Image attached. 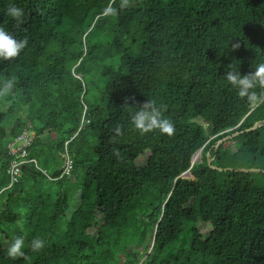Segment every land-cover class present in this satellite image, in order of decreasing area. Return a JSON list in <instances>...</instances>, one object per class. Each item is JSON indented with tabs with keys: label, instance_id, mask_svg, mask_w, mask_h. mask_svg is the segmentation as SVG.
Returning a JSON list of instances; mask_svg holds the SVG:
<instances>
[{
	"label": "trees",
	"instance_id": "obj_1",
	"mask_svg": "<svg viewBox=\"0 0 264 264\" xmlns=\"http://www.w3.org/2000/svg\"><path fill=\"white\" fill-rule=\"evenodd\" d=\"M0 26L28 40L0 59V264H264V86L224 78L264 62V0H0ZM147 100L173 135L132 127Z\"/></svg>",
	"mask_w": 264,
	"mask_h": 264
},
{
	"label": "clouds",
	"instance_id": "obj_2",
	"mask_svg": "<svg viewBox=\"0 0 264 264\" xmlns=\"http://www.w3.org/2000/svg\"><path fill=\"white\" fill-rule=\"evenodd\" d=\"M104 16L115 14V9L111 5L105 7L101 13ZM7 15L16 22L17 25L23 23L24 11L23 9L11 5L7 9ZM28 43L27 38L17 39L3 26H0V59L8 60L15 58L26 47ZM239 45L233 44V48ZM224 78L228 84L237 91L240 98H246L249 101L255 100L256 95L253 89L258 86H264V62L257 63L252 71L242 75L238 68L228 65V70L224 73ZM13 86L11 80L5 82L2 92L7 93ZM163 109L158 107L154 101L147 100L144 102L138 110H136L131 116V124L135 130H138L141 134L158 130L160 133L173 135L174 125L172 122L163 116ZM116 134L119 135V128L116 130ZM115 155H119V152H115ZM25 246V238L23 235L14 237L5 249V255L10 259L24 257L25 252L23 248ZM30 247L33 251H39L44 247V241L41 239H33Z\"/></svg>",
	"mask_w": 264,
	"mask_h": 264
},
{
	"label": "built area",
	"instance_id": "obj_3",
	"mask_svg": "<svg viewBox=\"0 0 264 264\" xmlns=\"http://www.w3.org/2000/svg\"><path fill=\"white\" fill-rule=\"evenodd\" d=\"M32 137H33L32 133L27 131H22V133L15 139V141L8 146L10 153L12 155H16V158L10 162L9 168L7 170V173L10 176L9 186L13 182L17 181V178L20 176V169L22 165L27 164L29 162H33L34 166L38 168L36 162L33 159L32 160L26 159V155H27L26 147L30 144ZM68 165L69 163L66 160L65 167L63 168L64 172L68 171L69 169Z\"/></svg>",
	"mask_w": 264,
	"mask_h": 264
},
{
	"label": "water",
	"instance_id": "obj_4",
	"mask_svg": "<svg viewBox=\"0 0 264 264\" xmlns=\"http://www.w3.org/2000/svg\"><path fill=\"white\" fill-rule=\"evenodd\" d=\"M256 104H252V106L254 107ZM261 124H255L251 129H255L256 127H258V126H260ZM235 135H237V133H234V134H232V135H228V136H226V137H224V138H222L221 140H219V141H217V143H216V145H215V148H218V146L222 143V142H224V141H227V140H229L230 138H233ZM197 152H201V149L199 150V151H197ZM200 161V160H199ZM199 161H197V162H199ZM192 162V161H191ZM193 163V162H192ZM208 164L210 165V161H208ZM212 168L213 169H217V170H219V171H221V170H223V169H221V168H216V167H213L212 166ZM224 170H227V169H224ZM228 170H230V169H228ZM243 171H245V172H247V171H251V172H254V171H260V170H258V169H247V170H243ZM189 175V173H188V171L187 172H185V173H183L182 174V177H187ZM152 242H153V240H152ZM149 247L151 248L152 247V243H150L149 244Z\"/></svg>",
	"mask_w": 264,
	"mask_h": 264
},
{
	"label": "rangeland",
	"instance_id": "obj_5",
	"mask_svg": "<svg viewBox=\"0 0 264 264\" xmlns=\"http://www.w3.org/2000/svg\"><path fill=\"white\" fill-rule=\"evenodd\" d=\"M233 151L235 150L234 148L232 149ZM197 153H199V155H200V152H197ZM147 156V154H142L141 156H140V158L137 160V162L138 163H141L143 160H145V157ZM193 156H194V158H193ZM192 156V158H193V160L191 159V161L194 163V162H197L196 160L198 159L197 157V154H194ZM200 157H201V155H200ZM200 157H199V159H198V161L200 160ZM67 212H71V210L69 209ZM67 214V213H66ZM198 228H199V230H201V232L202 233H206L207 231H208V226L206 225V224H202L201 222L198 224ZM151 243V242H150ZM149 243V244H150ZM149 249H150V247H148Z\"/></svg>",
	"mask_w": 264,
	"mask_h": 264
},
{
	"label": "bare ground",
	"instance_id": "obj_6",
	"mask_svg": "<svg viewBox=\"0 0 264 264\" xmlns=\"http://www.w3.org/2000/svg\"><path fill=\"white\" fill-rule=\"evenodd\" d=\"M196 153H197V152H196ZM196 153H195V154H196ZM193 158H194V156H193ZM193 158H192V160H193Z\"/></svg>",
	"mask_w": 264,
	"mask_h": 264
}]
</instances>
